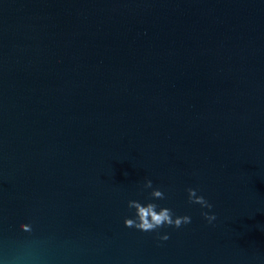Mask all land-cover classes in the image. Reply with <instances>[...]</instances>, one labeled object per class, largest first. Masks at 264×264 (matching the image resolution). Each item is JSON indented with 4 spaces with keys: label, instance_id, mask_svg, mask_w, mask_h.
Segmentation results:
<instances>
[{
    "label": "water",
    "instance_id": "water-1",
    "mask_svg": "<svg viewBox=\"0 0 264 264\" xmlns=\"http://www.w3.org/2000/svg\"><path fill=\"white\" fill-rule=\"evenodd\" d=\"M0 264H264V0H0Z\"/></svg>",
    "mask_w": 264,
    "mask_h": 264
},
{
    "label": "clouds",
    "instance_id": "clouds-1",
    "mask_svg": "<svg viewBox=\"0 0 264 264\" xmlns=\"http://www.w3.org/2000/svg\"><path fill=\"white\" fill-rule=\"evenodd\" d=\"M144 189H152L150 197L152 200L164 199V193L153 188L152 181L145 179L143 183ZM188 195V201L192 204H198L201 208L211 209L212 204L209 203L202 195H197V190L193 188L186 189ZM128 208L134 210L132 218H125L123 223L126 227L134 228L143 232H153L165 226L173 228H180L182 225L191 223V217L176 216L171 209L166 207H159L156 203L147 202L140 203L136 200H129L127 202ZM203 218L211 224L216 216L214 213L201 212ZM24 231H30L29 225H21ZM160 240H167L169 236L167 234L160 235Z\"/></svg>",
    "mask_w": 264,
    "mask_h": 264
}]
</instances>
